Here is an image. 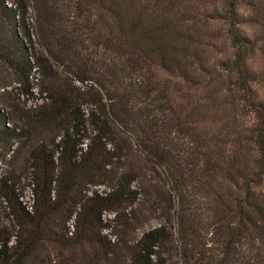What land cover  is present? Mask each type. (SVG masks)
<instances>
[{"label":"trees","instance_id":"obj_1","mask_svg":"<svg viewBox=\"0 0 264 264\" xmlns=\"http://www.w3.org/2000/svg\"><path fill=\"white\" fill-rule=\"evenodd\" d=\"M68 3L0 0V264H264V0Z\"/></svg>","mask_w":264,"mask_h":264},{"label":"rangeland","instance_id":"obj_2","mask_svg":"<svg viewBox=\"0 0 264 264\" xmlns=\"http://www.w3.org/2000/svg\"><path fill=\"white\" fill-rule=\"evenodd\" d=\"M49 3L52 4V7L50 8L53 12L59 14L65 11L66 7L69 6L70 0H48ZM56 14V19H58V15ZM33 42H34V46L36 48V50L40 53H42L45 57L48 58L50 67L53 69V72L57 73L59 76H63L65 74V70H66V65L68 63H70V60H72V57L67 56V54H61V49L59 48L57 51L59 52V60L56 61L53 55H50V53H48L41 45L40 43V39L37 37L36 34H34L33 36ZM56 51V52H57ZM36 75H34L33 77H35ZM37 78V77H36ZM35 81V80H34ZM36 82V81H35ZM8 90H10V88H8ZM35 95L38 94L37 89H33ZM23 101V98H21ZM34 102L32 100L27 101L26 103V107H30V105H32ZM5 172V165L4 163H0V176L3 175V173ZM159 173L161 175L164 176L163 171L159 170ZM159 184H163L162 181L158 180ZM158 184V185H159ZM162 189V187H161ZM164 189H162L163 191ZM165 195L166 191H163ZM26 197L24 198L25 201H28L30 198V193H28V191H26L25 193ZM2 215V214H1ZM0 215V223L3 226H9V222L8 219L5 217V215L1 216ZM162 220L160 219H151L149 220V222L147 223V225L144 227V231H147L151 228H157L158 226H160V224H162ZM141 231H138V233L140 234ZM211 247V246H210ZM165 260H166V264H184V260L182 257V252H180L179 249V244L177 243V240L174 239L171 243V245H169L168 250H167V254H164Z\"/></svg>","mask_w":264,"mask_h":264}]
</instances>
